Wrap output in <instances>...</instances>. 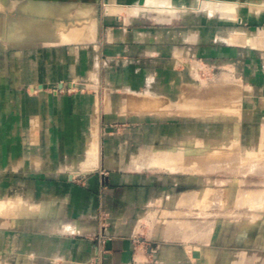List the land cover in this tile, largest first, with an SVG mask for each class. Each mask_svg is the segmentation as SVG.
Masks as SVG:
<instances>
[{"label":"crops","instance_id":"crops-1","mask_svg":"<svg viewBox=\"0 0 264 264\" xmlns=\"http://www.w3.org/2000/svg\"><path fill=\"white\" fill-rule=\"evenodd\" d=\"M212 2L235 4L236 12L208 11ZM152 3L0 0V200L16 195L32 212L0 216L2 264L250 262L244 253L221 254L213 232L211 246L195 244L202 229L190 241L186 176L132 160L204 144L185 124L215 122L190 113L218 100L223 86L214 84L223 77L238 80L243 102L254 96L252 79L258 89L264 82V0ZM31 84L34 95L24 89ZM53 84L60 89H47ZM232 126L225 140L239 127Z\"/></svg>","mask_w":264,"mask_h":264},{"label":"rangeland","instance_id":"rangeland-1","mask_svg":"<svg viewBox=\"0 0 264 264\" xmlns=\"http://www.w3.org/2000/svg\"><path fill=\"white\" fill-rule=\"evenodd\" d=\"M256 69H257V65H252V72H255ZM218 71H219L220 75L224 72H227V70H223V69H219ZM211 72L212 71L209 67L203 71V73L205 75H208ZM253 80L254 79H252V81H251V85L254 89L255 94H254V96L251 97V99L245 97V102H243L244 96H243L242 90L239 89V92L237 90H235L238 88H242L241 86L237 85V84H239L237 81L236 82H230V83L228 82L229 86L230 87L232 86L230 89L231 90L234 89V91L231 92L229 90L231 93L226 94L228 96L233 95L236 97L243 96L242 101H241V105L243 108V103H244L246 108L242 110V116L246 122L245 126L250 127V128H245L244 129L245 135H242L243 137H245L243 140V142L245 144H249L250 142L251 143L255 142L256 139H258L257 137H258L259 133H261L262 136L264 137V82H262L263 86L261 85V87L258 89V87H256L254 83H259V82L255 81V80L253 81ZM13 83H15V82H11L12 86L14 85ZM218 83H220V85H222L223 87L226 86L225 80L224 81L219 80ZM221 83H223L224 85ZM228 83H227V86H228ZM233 83H234V85L238 86V88L236 86H233L232 85ZM235 83H237V84H235ZM56 84H53V86L52 85L48 86L47 89L51 90L52 92L59 90L60 88L58 89V86ZM32 87H36V86L31 84V85H28L24 88L26 90V92H28L29 95H34V94H36V92H39L38 90H36V92L34 90H32ZM222 93L220 95V98L224 97V96H222ZM245 96H247V92H245ZM207 116H208V118H211V116H212L211 119L215 120V122L213 124H198V125H196V127H192V128H188L189 125H191V124H185L186 128H187L186 132L188 133V135L190 134V136H192V135H194V133L198 134L200 136L199 141L205 142L204 143L205 145H212V143L214 144V143H219V142H226L225 137L228 135L227 133L230 130V128L233 127L232 124H238V126H240V124H242L241 118L237 117V116L226 117L222 114L206 115V117ZM141 125H145V124H141ZM140 129H141V126H140ZM1 132H2V129L0 126V136H1ZM248 132H250L251 134L248 135ZM151 137H152V135H150V138ZM193 155L194 154H189L188 157L196 156V155H194V156ZM190 162L191 161H188V162H186V164L190 163ZM235 162L237 163V161H235ZM196 163H197V165L198 164L202 165L203 169L200 171L198 170V172L196 170H191V169H180L181 171L180 170L178 171V173L181 176H186V178H187L186 190L187 191H194V190L201 189L202 187L205 188L208 186L209 187L212 186L215 188V190L216 189L217 190H216V193L214 192L211 200L205 206H200V205L194 206L192 202H188L187 203V210L186 209L182 210L183 213L185 214L183 219L188 220V221L191 220L192 223L197 222V224H195V226H197L198 228L202 227L201 231H203V232L208 231V232H213L214 235L217 234L218 235V241L216 243H213L212 245H213V247L215 246L216 248H219L221 254L229 251L230 254L234 253V255H235L234 257L240 256L242 258V255L244 253L246 256L245 262L248 260V262L250 261L248 264H255V263L258 264L259 263V261H258L259 257L258 256H260L261 258H264V239H261V237H260L259 228L252 226L253 228L251 230H249L248 232L243 233L242 231H243V228L244 229L246 228L243 226H250L247 224L250 223V221L254 220L252 218V216L259 217L256 219L257 222H255V223H261L262 225H264V211H263V209H257L256 211H254L253 208L249 210L250 207L247 205H246L247 207L246 206L242 207L243 205L242 206L240 205V207H239V204L237 203L238 201L236 200L237 199L236 197L239 195L241 190L264 188V176H261V175H264V173L262 172L263 173L262 174L259 171L253 170L256 172V173L254 172L255 175L249 176L247 174H250V171L245 173L246 175L243 174L241 171H237L238 173L240 172L238 174V173H236V171L235 172L229 171L225 168L223 169V167L220 168V170L217 168V169H215L214 172L213 171L210 172L209 167L207 168L208 165L205 167V163H207V162L204 163V161H202V162L198 163V161H197ZM212 163H214L213 165H215V162H212ZM222 163H221V161H219V165H222ZM232 163H234V162H232ZM224 164H226V163H224ZM224 164L222 166H225ZM249 164H250V162L246 163L245 165H249ZM216 170H217V173H216ZM223 170H225V172ZM195 171H196V174L194 173ZM204 172H206V173H204ZM230 172L231 173L233 172L235 177L233 174H227ZM254 173H251V174H254ZM242 174H243V176H242ZM237 175H239L241 177H239ZM244 177H245V179H244ZM237 178H238V180H237ZM205 179H207V180H205ZM206 181H208V182H206ZM0 182H1V178H0ZM238 184H239V186H238ZM236 194H238V195H236ZM214 195H215V197H214ZM0 197H3L2 193L0 194ZM220 201H221L222 205L220 204ZM216 202L218 205L213 204ZM189 203H191V204H189ZM188 204L190 205V207H188ZM192 206H194L195 208L193 207L194 208L193 209ZM241 207H242V209H241ZM188 211H189V213L193 212L194 213L193 216L191 214H189ZM187 215L188 216L191 215L192 217L191 216L188 217ZM195 215H197V216H195ZM206 216H207V218H206ZM204 217L206 218L205 220H204ZM202 221H205V222H202ZM198 223H199V225H198ZM200 223L203 225H205V223H206L207 226H203ZM209 223H211V224H209ZM210 225H212V226H210ZM195 226L190 227L188 225L189 228H187V231H188L187 234H190V232L191 231L193 232L194 230L197 231L198 228ZM195 228H197V229H195ZM188 229H192V230L190 231ZM199 229H201V228H199ZM203 232H202V236H201L202 238L204 237L203 241L202 242L196 241L195 244L196 245H202V246H211L210 242L205 240V237L207 235H206V233L204 234ZM232 258L233 257L231 256V259ZM2 263H3V257L0 256V264H2Z\"/></svg>","mask_w":264,"mask_h":264},{"label":"bare ground","instance_id":"bare-ground-1","mask_svg":"<svg viewBox=\"0 0 264 264\" xmlns=\"http://www.w3.org/2000/svg\"><path fill=\"white\" fill-rule=\"evenodd\" d=\"M154 1V0H153ZM157 1V3H158V0H156ZM147 3H148V1H147ZM146 3V4H147ZM154 3V2H153ZM152 3V5L154 6L155 4H157V3H155V4H153ZM158 4H161V3H158ZM144 6H146V5H144ZM148 6V5H147ZM150 6H151V4H150ZM158 6V5H157ZM119 7V6H118ZM118 7H116V8H118ZM123 7V6H122ZM125 7V6H124ZM170 7V6H169ZM159 8V7H158ZM162 8V7H161ZM172 8V7H171ZM236 5L235 4H218V3H214V2H212V3H209L208 4V6L206 7V9L208 10V11H212V10H214V9H218V10H220L221 11V13H222V15H233L235 12H236ZM117 10V9H116ZM122 11V10H121ZM125 12V11H124ZM132 12L134 13V14H139L140 13V9L139 8H133V10H132ZM175 10H171V14L174 16L175 15ZM115 13H116V11H115ZM128 14V13H127ZM126 14V15H127ZM146 14H148L146 11H145V15ZM150 15V14H149ZM155 15V14H154ZM170 16V15H169ZM126 17V16H125ZM136 17V16H135ZM146 17V16H145ZM158 17V16H157ZM166 17H167V15H166ZM150 18H152V16L150 17ZM153 18H154V16H153ZM168 18V17H167ZM156 20V19H155ZM262 30V29H261ZM81 31H82V29H81ZM80 30H79V32H81ZM264 31V30H263ZM78 32V27H76L75 28V33H77ZM94 32V28L92 29V33ZM73 34H74V32H73ZM258 34V33H257ZM94 35V34H93ZM260 35V34H259ZM244 39V38H243ZM257 39V38H256ZM260 39V38H259ZM262 42V41H261ZM234 43V42H233ZM236 43V42H235ZM236 44H238V43H236ZM249 44L250 45H253V46H256V45H258V43L257 42H253V39H251L250 40V42H249ZM262 48H263V46H261ZM253 49V48H252ZM257 49V48H256ZM196 65V64H195ZM198 65V64H197ZM196 65V66H197ZM195 66V67H196ZM203 66V65H202ZM198 68H200L199 67V65H198ZM196 69V68H195ZM194 69V70H195ZM203 69H204V67H203ZM202 69V70H203ZM197 70V69H196ZM198 70H200V69H198ZM201 71V70H200ZM195 73V72H194ZM199 76V75H198ZM227 77V76H226ZM229 77V76H228ZM228 77H227V79H228ZM225 77H223V80L222 81H226V79H224ZM230 78V77H229ZM201 79V78H200ZM232 80H233V82H238V80H235L234 81V79H232V77H231V82H232ZM204 82V81H203ZM224 83V82H223ZM223 83H221V84H223ZM227 83H228V81H226V86L225 87H229L228 88V90L232 87H230L229 86V83H230V81H229V83H228V86H227ZM235 84H237V83H235ZM210 85V84H209ZM214 85H220V83H218V84H214ZM224 85V84H223ZM231 85V84H230ZM233 86H236V85H234V83L232 84ZM242 85V84H241ZM210 86H212V85H210ZM221 86V85H220ZM220 86H218V88L220 89ZM238 86H239V84H238ZM238 86H236L237 88H238ZM214 87V86H213ZM215 87H217V86H215ZM225 87H223L222 89H220L219 91L221 92L222 90L223 91H225L227 88H225ZM211 88V87H210ZM209 88V89H210ZM224 88H225V90H224ZM212 89V88H211ZM215 89H217V88H215ZM238 89H241V88H238ZM244 89V88H243ZM243 89H241V90H243ZM228 90L226 91V94H227V92H228ZM209 91H211V90H209ZM208 91V92H209ZM212 91H217V90H212ZM219 91H217V93H219ZM222 91V92H223ZM231 91V90H230ZM221 92V93H222ZM239 92V91H238ZM241 92V91H240ZM213 92H211V95H214L215 94V92L212 94ZM223 95L225 94V93H222ZM218 95H221V94H217V95H214V96H218ZM238 95V94H237ZM134 96V95H133ZM137 96V95H136ZM139 96V95H138ZM152 96V95H151ZM214 96L213 97H211V98H214ZM227 96V95H226ZM225 96V97H226ZM242 97L243 96H238V97H236V96H233V95H231V96H228V97H226V98H220V96H219V98H217L218 100L217 101H212V103H209V104H204L203 105V107L201 106V109L202 110H197V111H194V112H189L190 114H195V115H199L200 113H203V114H211V115H215V114H222V115H227V116H237V117H240L241 116V114H242V110H243V108H242V105H241V101H242ZM141 98V97H140ZM209 98V97H208ZM142 100V99H141ZM155 100V99H154ZM186 100H187V98H186ZM132 101V100H131ZM144 101V100H143ZM160 101H162V100H160ZM160 101H159V103H160ZM211 101V100H210ZM157 102V101H156ZM132 103V102H131ZM143 103V102H142ZM163 103V102H162ZM184 103H186V101L184 102ZM133 104V103H132ZM179 104V103H178ZM183 104V103H182ZM142 105H144V104H142ZM162 105H164V104H162ZM162 105H160V106H162ZM171 105H173V104H171ZM184 105V104H183ZM187 105H188V103H187ZM190 105H192V103H190ZM168 106V105H167ZM194 106V105H193ZM192 106V107H193ZM145 107V106H144ZM163 107H165L166 108V105L165 106H163ZM194 107H196V106H194ZM198 107V106H197ZM165 108H163V109H165ZM138 109V108H137ZM163 109H162V112H163ZM140 110V109H139ZM143 110H145V109H143ZM168 110V109H167ZM174 110V109H173ZM137 112V111H136ZM144 112V111H143ZM165 112V111H164ZM182 112V111H181ZM184 112V111H183ZM166 113V112H165ZM177 113V112H176ZM189 113H187V114H189ZM181 114V113H180ZM184 114H186V112L184 113ZM244 127L243 126H239L235 131L234 130H232V132H230V134H229V137H228V139H226V142H219V143H214V144H212V145H205V144H193V145H186L185 147H180V148H176V149H170V150H159V151H155V152H151V153H144V154H142V155H139V156H137V157H134L133 158V164H135V165H137V166H139V167H142V168H146V167H162V168H167V169H169V170H172V171H174V170H180V169H191V170H196L197 172H198V170L200 171V170H202L203 169V166L202 165H197V161H198V163L199 162H202V161H204V163L205 162H207V163H205V167L207 166V168L209 167V170H210V172L211 171H215V169H219L220 170V168H222L223 167V169L225 168V169H227V170H229V171H233V172H235L236 171V173H238L237 171H241L243 174H245V173H247L248 171H250V174H247V175H255V171H253V170H256V171H259L260 173H264V137L262 136V134L261 133H259L258 134V142H257V145H255V146H250V144H245V143H243V136L242 135H245L244 134ZM251 133L250 132H248V135H250ZM242 136V137H241ZM189 154H194V155H196V156H194V157H188L189 156ZM188 161H191L190 163H187L186 164V162H188ZM219 161H221V163H222V165L224 164V163H226V164H224L225 166H222V165H219ZM235 161H237V163L235 162ZM239 161V162H238ZM212 162H215V165H213L214 163H212ZM217 162V163H216ZM232 162H234V163H232ZM248 162H250V164L249 165H245L246 163H248ZM203 164V163H202ZM221 166V167H220ZM218 170V171H219ZM181 171V170H180ZM183 171V170H182ZM196 171L194 172L195 174H196ZM224 172H225V170H223ZM202 172V171H201ZM221 172V171H220ZM233 172L231 173H227V174H233ZM255 172V173H254ZM203 173V172H202ZM204 173H206V172H204ZM216 173H217V170H216ZM235 173V174H236ZM240 173V172H239ZM238 173V174H239ZM251 173H254V174H251ZM258 173V172H257ZM262 173V174H263ZM243 174H242V176H243ZM259 174V173H258ZM234 175V174H233ZM246 175V174H245ZM237 176H239V175H237ZM236 176V177H237ZM258 176V175H257ZM261 176H264V175H261ZM234 177H235V175H234ZM239 177H241V176H239ZM241 179V178H240ZM244 179H245V177H244ZM205 180H207V179H205ZM204 180V181H205ZM234 180V179H233ZM237 180H238V178H237ZM202 181V180H201ZM216 181V180H215ZM236 181V180H235ZM240 181V180H239ZM206 182H208V181H206ZM212 182V181H211ZM243 182V181H242ZM203 183V182H202ZM233 183V182H232ZM241 183V182H240ZM239 183V184H240ZM204 184V183H203ZM239 184H238V186H239ZM244 185V184H243ZM236 186V185H235ZM237 187V186H236ZM239 188V187H238ZM192 190V189H191ZM217 190V189H216ZM216 190H215V188L214 187H212V186H208V187H205V188H201V189H198V190H194V191H192V192H188V193H186V202H184V203H186V205H183L184 207L186 206L187 207V203L188 202H192L193 203V205L195 206H205L210 200H211V198H212V196H213V194H214V192L216 193ZM238 191V190H237ZM240 191V190H239ZM227 192V191H226ZM229 193V192H228ZM227 193V194H228ZM185 194V193H184ZM230 194V193H229ZM228 194V195H229ZM236 195H238V194H236ZM214 197H215V195H214ZM228 197V196H227ZM237 199V203L239 204V207H240V205L242 206V207H244V206H249L250 208H249V210L250 209H254V211H256L257 209H263V211H264V188H260V189H249V190H241V192L239 193V195L236 197ZM231 200V199H230ZM235 200V201H236ZM225 201V200H224ZM179 202H180V199H179ZM214 202V201H213ZM227 202V201H226ZM181 203L182 202H180V204L179 205H181ZM184 203H182V204H184ZM189 204H191V203H189ZM188 204V207H190V205ZM213 204H217V202L216 203H213ZM220 204H221V201H220ZM218 205V204H217ZM222 205V204H221ZM182 206V205H181ZM194 206H192V208L194 207ZM246 206V207H247ZM185 207V208H186ZM242 207H241V209H242ZM191 208V209H192ZM195 208V207H194ZM193 208V209H194ZM217 209V208H216ZM219 209V208H218ZM246 209V208H245ZM248 209V208H247ZM185 210V209H184ZM186 210H187V208H186ZM213 210V209H212ZM191 211V210H190ZM247 211V210H246ZM253 211V210H252ZM261 212V211H260ZM30 213H32V212H29V210L24 206V204L21 202V200H20V198L18 197V196H10V197H8V198H6V199H3V200H0V216H8V215H12V216H20V215H30ZM157 213V212H156ZM156 213H155V215H156ZM167 213H169V212H167ZM171 213V212H170ZM188 213H189V211H188ZM172 214V213H171ZM183 214V213H182ZM187 214V213H186ZM189 214H191L192 216H193V212L192 213H189ZM260 214V213H259ZM185 215V214H184ZM190 215V216H191ZM247 215V214H246ZM171 216H173V215H171ZM188 216V215H187ZM190 216H188V217H190ZM191 216V217H192ZM195 216H197V215H195ZM212 216V215H211ZM216 216V215H215ZM199 217V216H198ZM201 217V216H200ZM206 218H207V216H206ZM205 217H204V220L206 219ZM211 218V217H210ZM209 218V219H210ZM252 218L254 219V220H252V221H250V223H248L247 225H250V226H248L249 227V230L251 229V228H253L252 226H255V227H258L259 225H261V223H255V222H257L256 221V219L257 218H259V217H254V216H252ZM154 219V218H153ZM203 219V218H202ZM213 219V218H212ZM171 222V221H170ZM178 222V221H177ZM180 222V221H179ZM188 222V221H187ZM192 222V221H191ZM202 222H205V221H202ZM209 222V221H208ZM263 222V221H262ZM171 223H174V224H176L175 223V221L174 222H171ZM186 223V222H185ZM188 223H190V222H188ZM188 223H187V225L186 226H188ZM197 223V222H196ZM195 223V224H196ZM207 223V222H206ZM205 223V225H203V224H201V225H203V226H207V224ZM178 224V223H177ZM176 224V225H177ZM195 224H193L192 225V223H191V225H189L190 227L191 226H195ZM209 224H211V223H209ZM173 225V224H172ZM198 225H199V223H198ZM200 225V226H201ZM214 225V224H213ZM175 226V225H174ZM173 226V227H174ZM183 226H184V224H183ZM183 226L181 227V228H179L178 226V229H182L183 230ZM209 226V225H208ZM210 226H212V225H210ZM170 227V226H169ZM195 227H197V226H195ZM172 228V227H171ZM174 228H176V227H174ZM184 228H185V226H184ZM189 228V227H188ZM198 228V227H197ZM197 228H195V229H197ZM199 228H201L202 229V227H199ZM197 229V231H199L200 229ZM204 228V227H203ZM210 228V227H209ZM213 228V227H212ZM177 229V228H176ZM206 229V228H205ZM211 229V228H210ZM174 230V229H173ZM172 230V231H173ZM185 230V229H184ZM183 230V234H185L186 235V233H185V231L187 230H185L184 231ZM188 230H190V229H188ZM192 230V229H191ZM190 230V231H191ZM194 231H196V230H194ZM193 231V232H194ZM206 231V230H205ZM171 232V231H170ZM179 232V231H178ZM186 232H188V231H186ZM193 232L191 233V234H193ZM203 232V231H202ZM181 233V232H180ZM200 233H201V230H200ZM204 234L206 233V237H205V240H209L208 239V237L211 235L210 233H212V232H203ZM173 234V233H172ZM198 234V233H197ZM188 235V234H187ZM190 235V234H189ZM196 235V234H195ZM195 235H191V236H188V238L190 239V241L192 240L191 239V237L193 238V240L192 241H194V239H195ZM195 236V237H194ZM199 236V235H198ZM205 236V235H204ZM200 237V236H199ZM199 237H196V238H198V239H196L197 241L198 240H200L201 239V237H200V239H199ZM186 238V237H185ZM188 239V240H189ZM203 239H204V237H203ZM187 240V241H188ZM204 240V241H205ZM201 241V240H200ZM188 247V246H187ZM196 247V246H195ZM189 248H191L192 249V246L191 247H189ZM196 251H197V253H199L200 251H201V249L200 248H197V249H195ZM190 251V250H189ZM198 255V254H197Z\"/></svg>","mask_w":264,"mask_h":264}]
</instances>
